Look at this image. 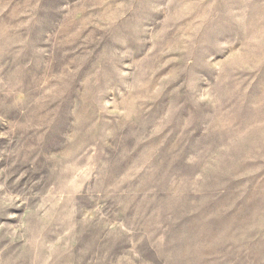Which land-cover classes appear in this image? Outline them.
Segmentation results:
<instances>
[{
  "label": "rangeland",
  "instance_id": "1",
  "mask_svg": "<svg viewBox=\"0 0 264 264\" xmlns=\"http://www.w3.org/2000/svg\"><path fill=\"white\" fill-rule=\"evenodd\" d=\"M0 264H264V0H0Z\"/></svg>",
  "mask_w": 264,
  "mask_h": 264
}]
</instances>
